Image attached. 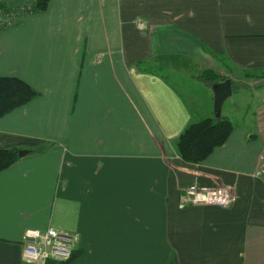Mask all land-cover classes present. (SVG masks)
Wrapping results in <instances>:
<instances>
[{"label": "crops", "instance_id": "crops-1", "mask_svg": "<svg viewBox=\"0 0 264 264\" xmlns=\"http://www.w3.org/2000/svg\"><path fill=\"white\" fill-rule=\"evenodd\" d=\"M206 71H264V0H49L0 31V78L38 93L0 118V150L28 151L0 172V264L50 228L78 236L69 264H264V87L232 86L233 131L202 163L177 155L215 119ZM192 184L236 201L179 209Z\"/></svg>", "mask_w": 264, "mask_h": 264}, {"label": "trees", "instance_id": "trees-1", "mask_svg": "<svg viewBox=\"0 0 264 264\" xmlns=\"http://www.w3.org/2000/svg\"><path fill=\"white\" fill-rule=\"evenodd\" d=\"M49 0H36L31 13L44 12ZM246 78L264 79V71L246 75ZM200 80L207 88L217 81V76L206 71ZM221 81V80H219ZM234 92V90H233ZM38 93L25 82L16 78H0V118L12 111L22 108L34 100ZM233 131L232 124L224 119L206 118L190 124L179 136L175 147L178 157L186 164L202 163L215 149L224 145ZM18 149L0 150V172L8 169L19 161ZM76 254L66 262L49 261L46 264H69ZM166 264H171L170 262Z\"/></svg>", "mask_w": 264, "mask_h": 264}, {"label": "built area", "instance_id": "built-area-1", "mask_svg": "<svg viewBox=\"0 0 264 264\" xmlns=\"http://www.w3.org/2000/svg\"><path fill=\"white\" fill-rule=\"evenodd\" d=\"M34 5L24 2L18 5L0 6V31L13 27L20 19L31 14ZM264 178V151L254 174ZM236 201L235 189L222 186H198L192 184L182 190L178 208L189 206H213L230 208ZM78 236L47 229L26 230L23 235L22 261L25 264H46L49 261H68L78 244Z\"/></svg>", "mask_w": 264, "mask_h": 264}, {"label": "water", "instance_id": "water-1", "mask_svg": "<svg viewBox=\"0 0 264 264\" xmlns=\"http://www.w3.org/2000/svg\"><path fill=\"white\" fill-rule=\"evenodd\" d=\"M254 88L264 87V79L257 81ZM211 91L213 93V113L215 119L221 117V109L224 103L232 96V84L230 80H225L221 83H216L212 86ZM28 154V151H19L18 157L23 158Z\"/></svg>", "mask_w": 264, "mask_h": 264}, {"label": "rangeland", "instance_id": "rangeland-1", "mask_svg": "<svg viewBox=\"0 0 264 264\" xmlns=\"http://www.w3.org/2000/svg\"><path fill=\"white\" fill-rule=\"evenodd\" d=\"M19 4H21V3H19ZM0 6H9V5L8 4H0ZM211 73H213V72H211ZM214 75H216V74H214ZM229 78L231 79L232 86H233V89H234V93L236 94V98L234 97V98H232V100H236V99H239L241 97L240 90L242 89V87H244L245 85H249V87H252L253 88V84L256 83V81L260 80V79H257L255 77H253V78L252 77L251 78L244 77V79H241V78L238 79L237 76H235L233 74H230L229 76L226 75L225 77H219V76H217V79L218 80L212 82V84L210 83V85L212 86V85L216 84V82H223L226 79L229 80ZM219 80H221V81H219ZM199 81L201 82L200 77H199Z\"/></svg>", "mask_w": 264, "mask_h": 264}]
</instances>
